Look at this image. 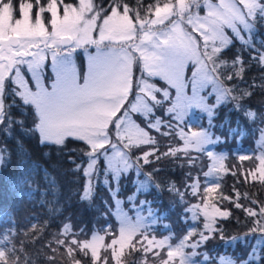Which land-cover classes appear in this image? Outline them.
Instances as JSON below:
<instances>
[{
	"label": "snow or ice",
	"instance_id": "6c2138e0",
	"mask_svg": "<svg viewBox=\"0 0 264 264\" xmlns=\"http://www.w3.org/2000/svg\"><path fill=\"white\" fill-rule=\"evenodd\" d=\"M60 5H63L62 16L58 0H48L46 6L41 5L40 0H35V3L32 0H0V132L11 138L14 126L19 125L21 131L37 132L41 144L48 142L63 146L68 137L85 142L87 150L83 155L86 161L75 164V171L82 169L86 177L80 200L92 201L101 172L103 183L109 186L114 198L119 181L132 174L136 177L132 181L135 192L128 201L135 214L133 217L120 209L122 202L116 199L118 236L114 235L109 243H105V238L112 235L111 225L102 230L104 234L93 231L90 238L81 240L84 230L77 232L69 220L47 246L53 253L63 248L69 264H82L76 258L77 252L86 257L89 251L91 264H109L110 258L115 264H148V253H152L159 264H177V258L178 264H216L209 252L198 249L219 236L231 247L235 248L238 243L247 250L243 257H220L221 264H264V202L235 189V199L219 193L221 201L228 200L236 208L243 209L249 218L245 221L246 232L226 237L224 230L217 227V218L227 219L231 212L222 210L213 202V194L221 188L220 174L229 171L224 163L226 154L207 148L229 138L242 140L246 135H254L239 122L233 126L227 115L218 127L226 129L228 135H214L212 129L217 125L213 118L222 105L227 107L231 103L232 110L241 112L249 124L258 119L264 124V114L258 116L256 110L242 103L253 95L250 89H264V76L259 85L253 82L247 88L235 83L229 86L230 81L243 80L245 61L240 52L231 61L222 58L227 49L239 43L241 50L248 52L250 60L264 68V39L259 44L255 40L257 25L264 24V0H218L216 3L212 0H176L175 3L168 0L163 6L157 0L155 6L148 7V13L153 14L154 19L148 15L141 16L139 8L134 9L122 0H113L108 9L94 5L93 0H79L78 8L65 4L64 0H60ZM202 7L206 9L203 16L199 14ZM44 13H50L47 22ZM160 25L164 27H155ZM96 31L98 39L92 37ZM105 42H118L120 46L102 52L100 45ZM41 44L52 50V62L56 68L51 90L41 82L40 70L45 57L30 51L40 49ZM85 44L96 45L97 55L90 57L88 74L80 83L71 63V53ZM63 49L67 51L61 57L59 53ZM189 63L195 66L190 78L185 76ZM24 65L32 73L35 91L22 76L21 66ZM136 65H142L146 76L134 77L133 67ZM154 77L165 81L167 87H158L155 82H150ZM209 86L208 95L215 99L212 104L207 102V96L200 94ZM189 88L191 95L187 94ZM169 89L175 90L174 98ZM17 97L23 106L35 109L36 118L31 129H25L24 121L15 118L12 112ZM165 103H170V106L162 116L157 115ZM193 108L206 113L208 128L191 130L190 122L186 121ZM186 127L188 131H185ZM152 131L174 138L175 146L170 143L166 151L160 152L159 141L151 134ZM255 132L259 133L255 141L259 154L255 155L253 150L250 154L237 155L241 161L255 159L258 162L246 170L245 180L250 178L264 184V127L256 128ZM17 144L21 147L19 141ZM145 146H148L147 150ZM192 151L205 153L211 160V164L206 165L207 171L202 172L205 178L203 188L200 173L195 176L191 172L186 174L185 188L201 201L185 209L192 213L193 223L183 236L169 233L157 239L150 234L151 225L159 220L157 209L147 199L132 203L137 193L147 194L153 187L160 189L154 178L159 169L144 171L143 166L172 157L186 159L191 167L196 163V157L190 155ZM24 156L9 185L17 200L34 198L39 192L44 203L48 204L46 197L50 191L53 196L51 203H57L56 177L46 168L29 162L26 153ZM10 158L11 151L6 146L0 148V168ZM101 158L106 161L103 169L98 164ZM38 174H42L48 185L46 190L41 191L35 183ZM208 178H213L212 182ZM168 190L179 196L181 202L184 201L185 193L174 183ZM241 196L255 207L240 203ZM142 210L147 212V216L141 214ZM0 215L8 220V224L0 228V245H3L0 247V264H36L25 242L21 241L19 247L15 243L14 237L19 232L12 210H0ZM197 221L202 223V230ZM32 228L35 229L36 225ZM53 243L56 247H52ZM126 248L129 256L135 252L142 253L140 259L123 261ZM101 249L110 252V256L102 258ZM164 249L166 254L162 256L160 250ZM47 259L54 261L55 256H47Z\"/></svg>",
	"mask_w": 264,
	"mask_h": 264
},
{
	"label": "trees",
	"instance_id": "16d2710c",
	"mask_svg": "<svg viewBox=\"0 0 264 264\" xmlns=\"http://www.w3.org/2000/svg\"><path fill=\"white\" fill-rule=\"evenodd\" d=\"M73 1L74 0H64V3ZM93 1L99 6L109 5L113 2V0ZM32 2L35 3V0H32ZM58 2H60V0H58ZM122 2L128 3L129 6L134 9L139 8L141 16L149 15V5L155 6L157 4V0H122ZM166 2H168V0H159L160 5ZM40 3L41 5H46L48 0H40ZM257 28L258 31L255 40L256 43L259 44L260 40L264 39V24H258ZM238 52L242 54V58L245 61L246 71L242 81H230L228 82L229 86L235 83L239 84L241 88H247L249 85H252L253 82H255L256 85H259L261 83V77L264 76V68L253 63L250 60L248 52L241 50V45L239 43L227 49L222 54V58L231 61L235 58ZM249 64H251L250 67H248ZM138 66L139 68L136 73L139 74L142 70L140 65ZM135 76H137V74ZM163 82L166 84L165 81ZM250 90L253 92V95L242 101V103L246 107L256 110L257 115L260 116L264 112V102L258 104L257 101L262 100L261 98L264 96V89L255 87ZM169 91L173 96V89H169ZM209 99L213 100L211 96H209ZM163 108H165V105ZM12 112L15 118L24 121L25 129H31L34 127L33 121L36 118L34 115L35 109L32 106H23L19 97L16 98V106L12 108ZM217 112L218 115L213 118L214 124L217 125V127L212 129L217 135H228L226 129L218 127V125L224 121L226 115L230 118L233 126L239 122L243 124L249 132L254 133V135H246L242 140L229 138L226 142L218 143L216 145L214 144L216 148H225L227 150V158L230 160L226 161L227 164L232 161L238 163V165L236 163L233 165L235 168H232V170L229 169L228 172L223 173L220 178L221 188L217 193L213 194V202L217 203L222 210H228L231 212V216L227 219L217 218V227L224 230L226 237H230L246 232L247 227L245 226V221L249 218L246 217V213L243 209L236 208L234 204L230 203L228 200L221 201L219 193L222 192L225 196H231L235 199V189L241 194L247 192L253 198L264 202V184L253 182L250 178L247 181L245 180V172L255 166V159H253V164H251L249 160L241 161L236 158L238 153L249 154V152L252 153L253 150H255L256 155L259 147L253 143L252 139H255V129L260 127L261 122L258 119L254 124H249L247 118L244 117L241 112L232 110L231 103H229L227 107L222 105L217 109ZM159 115L162 114L160 113ZM203 117L204 116L202 115V119ZM187 122L192 124L194 122V117L189 115ZM151 133H153L159 141L157 146L159 147L160 152L166 151L167 146L170 144L169 137L160 136L155 131H152ZM256 133L258 136L259 133ZM17 141L20 142L21 147H18ZM5 146L11 151V158L2 168H0V210H12L17 222L16 227L19 232V234L14 237L15 243L17 247H19L20 242L24 241L27 251L36 259V264H69L63 248H60L58 252L53 253L51 248L47 246L49 241H52L60 232L63 224L67 223L69 220H71L74 230L79 232L80 229H83L84 233H88V235L92 230H103L106 229L108 225L112 226V234L116 232V218L113 213L114 199L112 193L109 192V186L103 183L102 172L99 180L95 184L92 201L87 202L80 200V195L82 194L84 187V176L82 174V169L80 171H75V164L86 161V157L83 155L84 151L87 150L85 142L68 137L63 146H57L48 142L41 144L37 132L21 131L20 126L16 125L13 128L11 138L0 132V148ZM147 147L148 146H145V150H147ZM24 153L27 154V160L29 162H33L36 166L46 168L56 177L58 182L57 203H51L53 196L50 191L46 197L50 202L48 204L44 203L39 192L35 194L34 198H28L24 201L17 200L16 195L10 189L9 185L11 177L16 172L21 160L25 159ZM135 154L139 155V152H136ZM202 155V161L200 162L201 168L199 170L201 183L202 180L204 181L202 172L205 171L206 165L209 161L205 153ZM72 161H75V163ZM102 161L103 160L100 159L98 162L100 169H103ZM179 164L180 162L174 158L166 157L151 165H144V171H151L153 168L159 169L154 178L156 182L160 184V189L157 190L153 187L147 194L137 193L132 201V203H138L139 200L147 199L152 202L151 206L157 209L159 220L151 225L150 234H154L158 238L169 235V233H174L176 237H180L182 234L186 233L187 226L191 220L189 212L185 211V209L192 204H196L197 201L199 203L201 202L199 197H194L189 194L190 198L187 200L186 196H184L185 209L178 208L177 210H173L171 208L170 203L172 202V198L174 197V199L177 198L178 200H180V198L175 193L168 190L170 184L174 183L176 187L186 195V191L180 187L181 173ZM239 166H242L244 169ZM133 176L134 175L129 174L127 178H122L119 181L118 193L116 195L122 200L124 209L129 211L128 214L130 215L134 212L131 203L128 201V196H133V192H135V187L132 183L134 179ZM142 178L143 177H140V179ZM35 183L39 185L41 191L48 188L42 174L36 176ZM112 186L117 187L115 184ZM239 202L246 207H255L254 205H250L249 201L245 200L243 196H241ZM144 207L146 208L147 206ZM142 214L147 216L146 211H143ZM200 221H202L201 217ZM200 221H197V226L202 230L203 228ZM45 222L47 223L45 224ZM7 224L8 220L3 215H0V228L5 227ZM32 225H36V228L33 229ZM248 226H250V224ZM25 233H27V235H25ZM88 235L82 234L80 239L83 240ZM109 236L110 235L107 237ZM193 239H198V237H193ZM52 247H56V245L53 243ZM128 251L129 249L126 248L125 258L123 259L125 262H130L133 259L139 260L142 255L140 252H135L129 256L127 255ZM160 251L162 256L166 254V249ZM198 251L209 252L213 259L217 261L221 254L233 257H243L247 250L241 248L238 243L236 247L233 248L229 244L222 242L219 239V236H216V238L209 240L201 249H198ZM53 255L55 256V260L49 261L47 256ZM107 255L110 256V252H108ZM150 255L151 253H148V258H150ZM76 258L80 259L82 264H91V256L89 254L85 257L83 253L77 252ZM109 262L110 264H115L114 260L111 258L109 259ZM156 263L159 264V261L156 260ZM97 264L101 263L98 262Z\"/></svg>",
	"mask_w": 264,
	"mask_h": 264
},
{
	"label": "rangeland",
	"instance_id": "374dc122",
	"mask_svg": "<svg viewBox=\"0 0 264 264\" xmlns=\"http://www.w3.org/2000/svg\"><path fill=\"white\" fill-rule=\"evenodd\" d=\"M176 2V0H173L172 1V3H175ZM212 2L213 3H216V2H218V0H212ZM93 3H94V1H93ZM65 4H71V5H73L74 7H79V0H74L73 2H66ZM111 4L112 3H110L109 5H103V6H99V5H97L96 3H94V5H96V6H98V7H103V8H105V9H108L110 6H111ZM58 5H59V7H60V15L62 16L63 15V5H60V2H58ZM46 6V5H45ZM160 6H163V4H161ZM35 11H36V8H34L33 9V13H35ZM153 13H154V9H153ZM199 14L201 15V16H203V15H205L206 14V9H204L203 7L200 9V12H199ZM90 15V14H89ZM44 16H45V18H46V22H47V19L48 18H50V13H44ZM149 16V18H151V19H154L155 18V16L153 15V14H149L148 15ZM16 18H19L18 16L16 17ZM167 23V22H166ZM155 27H158V28H163L164 26L163 25H160V26H155ZM49 30H50V26H49ZM189 31H191V29L189 28L188 29ZM92 37L94 38V39H98L99 38V33H98V31H96V32H93L92 33ZM120 45H119V43L118 42H113V43H109V42H105L104 44H101L100 45V48H101V50H102V52H107L110 48H112V47H119ZM40 49H42V48H40ZM40 49H36V50H34L33 52H38L40 55H42V56H44V55H46V54H49V56H51V59H52V52L51 51H49V50H44V49H42L43 51L41 52L40 51ZM76 49H81L82 50V55H83V60H84V64H85V69H84V75H83V71H81L80 72V69L83 67V65H76L75 63H76V61H74V57H73V52L71 53V63H72V65L74 66V68H75V71H76V73H77V76H78V78H79V82L80 83H83V78L88 74V70H89V65H90V57H94V56H96L97 55V46L96 45H93V44H85V45H82L81 47H77ZM66 51L67 50H65V51H62V52H60L59 53V55L62 57V56H64L65 54H66ZM136 55H138V53H136ZM29 59H31V57H29ZM43 63V67L41 66V70H40V75H41V82L46 86V87H48L49 88V90H51V83L54 81V79H55V76H56V68H55V66L53 65V62H51L50 63V68L48 69L47 68V70H46V68H45V62L43 61L42 62ZM26 65H24V66H21V67H25ZM138 68H139V66L138 65H136V66H134L133 67V74H134V77L135 78H139L142 74H144L145 76H146V73H143V69H142V65H140V68H141V70H142V72L140 71L139 72V74L138 73H136L137 71H138ZM26 69H27V66H26ZM193 71H195V66L193 65V64H191V63H189L187 66H186V68H185V76L186 77H188V78H190L191 77V74H192V72ZM137 74V76H135ZM22 76H24V78H26L27 80H28V82H30L33 86L32 87H30V84H29V87L31 88V90L32 91H35L36 89H35V81L32 79V73L31 72H25V71H22ZM51 76V77H50ZM82 76H83V78H82ZM42 77L43 78H46V77H50V79H49V81L47 82V83H44L43 81H42ZM150 82H155L156 83V85L158 86V87H167L166 86V84H164V82L159 78V77H154V78H150ZM210 90H211V88H210V86H209V88L208 89H206L205 91H203V92H201L200 94L201 95H205V96H207V102L209 103V104H212V103H214L215 102V99H214V96H211L212 98H213V100H211V99H209V95H208V92H210ZM187 94L188 95H191V90H190V88L187 90ZM174 96H175V90L173 89V98H174ZM264 97V96H263ZM261 98L262 100L261 101H257V103L258 104H260V103H262V102H264L263 100H264V98ZM165 105V108H163V109H160L159 110V112L163 115L164 114V110L167 108V107H169L170 106V103H165L164 104ZM159 112H157V115H159L160 113ZM195 112V113H194ZM263 114H264V112H263ZM161 115V116H162ZM190 116H192V117H194V122L191 124L190 123V126H191V130L192 131H199L201 128H208L209 127V122H208V117H207V115H206V113H202V112H200V110L199 109H196V108H193V109H191L190 110V114H189ZM202 115L204 116L203 117V119H202ZM165 118H167V117H165ZM137 122H140L139 120L137 121ZM186 123H189V122H187L186 121ZM143 126V125H142ZM260 127H264V124H260ZM185 131H188V128L186 127L185 128ZM214 133V135H217L215 132H213ZM153 136H154V134L153 133H151ZM255 134H256V136H255V139H252V141H253V143H255V141L259 138V134H258V136H257V133L255 132ZM38 136H39V134H38ZM39 139H40V137H39ZM169 140H170V143L173 145V146H175V142H176V140L174 139V138H172V137H169ZM181 145H182V141H180L179 142ZM256 144V143H255ZM216 145V144H215ZM257 146V145H256ZM207 148H208V150H213V151H215V152H217V153H225L226 154V160H225V166H226V168L227 169H230V170H232V168H235V166H233L236 162H234V161H232L231 163H228L227 164V162L226 161H230L228 158H227V150L225 149V148H216L214 145H208L207 146ZM259 149V148H258ZM259 151H260V149L256 152V155H258L259 154ZM251 152H249V154H250ZM203 153H198V152H195V151H192L191 153H190V155L191 156H193V157H196V163H195V165L194 166H189L188 165V163H187V160L186 159H180V160H177V161H179L180 162V164H179V168H180V173H181V182H180V187L184 190V191H186V200L188 199V198H190V189H186L185 188V183H186V179H187V177H186V174L188 173V172H191L194 176L197 174V173H199L200 171V168H201V165H200V162L202 161V155ZM240 154V153H239ZM245 154V153H244ZM236 158H238V155H236ZM103 161V168H105L106 167V161L103 159V158H101ZM175 159V158H174ZM239 159V158H238ZM176 160V159H175ZM249 161H250V163L251 164H253V159H249ZM104 163H105V165H104ZM256 163H258L257 161H255V165H256ZM211 164V160H209L208 161V163H207V165H210ZM237 165H238V163H236ZM240 168H243L242 166H239ZM244 169V168H243ZM205 171H207V167H206V169H205ZM223 175V173H221L220 174V177ZM133 178L134 179H136V177L135 176H133ZM208 180H209V182H212V180H213V178H208ZM219 182H221V180H219ZM85 183H86V177H84V185H85ZM202 188H203V180H202ZM202 188H201V191H202ZM134 193V192H133ZM132 196V195H131ZM128 197H130V196H128ZM113 199H114V204H113V213H114V215H115V218H116V226H117V228H116V232L114 233V234H112V235H110L109 237H107L106 236V238H105V243H109L110 242V240L113 238V236L115 235V236H118V228H119V221H118V219H117V215H116V212H117V207H116V199H119L121 202H122V200L119 198V197H117V196H115V198L113 197ZM185 200V199H184ZM172 202L170 203L171 204V208L173 209V210H177L178 208L179 209H185L186 208V206H185V201L184 202H181V200H178L177 198H175L174 199V197L172 198V200H171ZM197 203H199L198 201H197ZM196 203V204H197ZM189 204V203H188ZM119 207H120V209H122L123 211H125V212H128L129 213V211H126L125 209H124V207H123V204L121 203L120 205H119ZM132 207V206H131ZM190 207V206H189ZM143 213V210L141 211V214ZM134 214H135V210H134V212H132V214L130 215V216H133L134 217ZM189 214H190V223H189V225L187 226V230H188V228H189V226L193 223V221H192V213L191 212H189ZM143 215V214H142ZM201 220H203V217L201 216ZM149 223L151 222V220H149L148 221ZM197 223V222H196ZM201 225H202V223H201ZM202 228H203V225H202ZM93 231H98V232H100V234H104V232L102 231V229H94V230H92L90 233H89V235H88V233L87 234H85V233H83L84 235H88V236H86V238L85 239H88V238H90V235H91V233L93 232ZM187 232V231H186ZM186 234V233H185ZM184 234V235H185ZM157 239H160V238H158L157 237ZM186 251H191V250H187V249H185ZM107 253L108 252H105L103 249H101V253H100V255H101V257L103 258V256H105V255H107ZM89 255L91 256V253H90V251H89ZM220 257H228V255H225V254H221L220 256H219V261H218V263H216V264H221V261H220ZM125 258V256L122 258V259H124ZM149 259V264H157L156 263V260L153 258V256H152V253H151V255H150V258H148ZM98 263V262H97ZM101 263V262H100ZM114 263H115V261H114ZM109 264H110V262H109Z\"/></svg>",
	"mask_w": 264,
	"mask_h": 264
},
{
	"label": "flooded vegetation",
	"instance_id": "af4514ba",
	"mask_svg": "<svg viewBox=\"0 0 264 264\" xmlns=\"http://www.w3.org/2000/svg\"><path fill=\"white\" fill-rule=\"evenodd\" d=\"M40 47H42V46L40 45ZM42 48H44V49H46V50H50V51H52L51 49L45 48L44 46H43ZM63 50H66V49H63ZM61 51H62V50H61ZM44 57H45L44 60H43L44 62H46V61H50L49 63L52 62V59L50 60V56H49V54H46ZM42 64H43V63H42ZM49 66H50V64H49Z\"/></svg>",
	"mask_w": 264,
	"mask_h": 264
}]
</instances>
